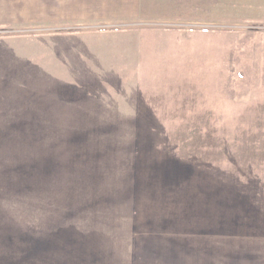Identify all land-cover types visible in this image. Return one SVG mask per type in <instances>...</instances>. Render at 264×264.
Instances as JSON below:
<instances>
[{"label": "rangeland", "instance_id": "rangeland-1", "mask_svg": "<svg viewBox=\"0 0 264 264\" xmlns=\"http://www.w3.org/2000/svg\"><path fill=\"white\" fill-rule=\"evenodd\" d=\"M156 169L264 204V0H0V264L128 247Z\"/></svg>", "mask_w": 264, "mask_h": 264}, {"label": "crops", "instance_id": "crops-1", "mask_svg": "<svg viewBox=\"0 0 264 264\" xmlns=\"http://www.w3.org/2000/svg\"><path fill=\"white\" fill-rule=\"evenodd\" d=\"M185 54L170 51L165 61L180 69L174 63ZM141 61L136 70L145 75L161 63L153 55ZM158 171L139 175L152 185L131 200L130 234L122 241L128 247L114 253L115 245L105 240L96 264H264V204L254 192L227 186L215 175L199 177L194 185L193 177L183 180ZM165 182L181 185L169 191Z\"/></svg>", "mask_w": 264, "mask_h": 264}]
</instances>
